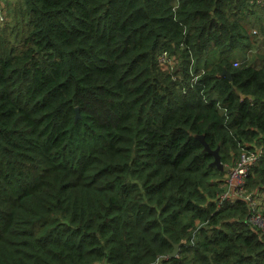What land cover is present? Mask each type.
I'll return each mask as SVG.
<instances>
[{
    "label": "trees",
    "instance_id": "1",
    "mask_svg": "<svg viewBox=\"0 0 264 264\" xmlns=\"http://www.w3.org/2000/svg\"><path fill=\"white\" fill-rule=\"evenodd\" d=\"M8 1L0 264H264V232L242 200L217 206L223 172L196 139L233 166L264 144V53L247 57L264 4ZM245 188L264 197V154Z\"/></svg>",
    "mask_w": 264,
    "mask_h": 264
},
{
    "label": "built area",
    "instance_id": "2",
    "mask_svg": "<svg viewBox=\"0 0 264 264\" xmlns=\"http://www.w3.org/2000/svg\"><path fill=\"white\" fill-rule=\"evenodd\" d=\"M257 4H264V0H255ZM3 12L0 4V22H2ZM240 63L235 62L234 67L239 66ZM251 148V145H250ZM264 154V144L259 145L258 148L254 150L249 149L248 147L242 149V152L234 166H238L237 170L230 182H226V191L222 193L220 199L216 201L217 206L219 207L223 201L233 202L235 199H240L246 203L249 211V216L247 217V224L251 228L260 230L264 232V207L256 199L257 197H252L253 195L246 193L245 188V177L248 175L249 171L256 167L262 156Z\"/></svg>",
    "mask_w": 264,
    "mask_h": 264
},
{
    "label": "rangeland",
    "instance_id": "3",
    "mask_svg": "<svg viewBox=\"0 0 264 264\" xmlns=\"http://www.w3.org/2000/svg\"><path fill=\"white\" fill-rule=\"evenodd\" d=\"M8 0H0V4H1V8H2V12L4 15V11H3V5L6 4ZM262 1V0H260ZM9 2V1H8ZM10 3V2H9ZM262 11L264 12V10L262 9ZM264 15V13H263ZM252 19H257V15L255 14V16L251 17ZM7 20H5L4 16L2 17V22H0V27H3L6 24ZM258 23L260 24L257 27H251L248 29V35L249 37L253 40L254 43V47H252V49L248 50L247 53V57H254L257 56L259 54L264 53V18L262 17ZM257 23V24H258ZM11 25H13V21L11 22ZM9 25V26H11ZM263 27V30H260L259 27ZM12 28H9V31H11ZM21 30H15L12 31V36H11V40L15 41L17 37H19L21 35ZM177 54L173 55L171 53L168 52H161L158 54V62L161 64L162 69V73L164 74H168V75H172L175 71H176V64L178 62V57L176 56ZM233 56H236V53L233 52ZM213 161V160H212ZM221 163V161H220ZM222 164V163H221ZM238 166H233L231 163L228 164H222V176L224 177V179L227 182H230L231 178L234 176L232 175L233 173L236 172ZM259 203L264 207V200L262 199V197L260 198H256Z\"/></svg>",
    "mask_w": 264,
    "mask_h": 264
},
{
    "label": "water",
    "instance_id": "4",
    "mask_svg": "<svg viewBox=\"0 0 264 264\" xmlns=\"http://www.w3.org/2000/svg\"><path fill=\"white\" fill-rule=\"evenodd\" d=\"M222 74H226L228 77L230 76L225 70H223ZM76 111V118H78V109H75ZM196 139L198 141L201 142V144L204 147V150L212 156L213 161L210 163V166L215 167L218 171H222V164L220 163V155H219V147H216L214 150H211L209 145L206 143V141L204 140L203 136H198L196 137ZM178 245H173V249L172 251L169 253L168 257L169 258H173L176 257L177 253H178Z\"/></svg>",
    "mask_w": 264,
    "mask_h": 264
},
{
    "label": "crops",
    "instance_id": "5",
    "mask_svg": "<svg viewBox=\"0 0 264 264\" xmlns=\"http://www.w3.org/2000/svg\"><path fill=\"white\" fill-rule=\"evenodd\" d=\"M243 59H241L240 57H239V54L238 53H236V56H233V61H242ZM262 199L264 200V197L262 196Z\"/></svg>",
    "mask_w": 264,
    "mask_h": 264
},
{
    "label": "clouds",
    "instance_id": "6",
    "mask_svg": "<svg viewBox=\"0 0 264 264\" xmlns=\"http://www.w3.org/2000/svg\"><path fill=\"white\" fill-rule=\"evenodd\" d=\"M254 3H256V2L254 1ZM256 4H257V3H256ZM235 62L240 63V65L243 64V63H246L245 60H242V61H233V64H234ZM240 65H239V66H240Z\"/></svg>",
    "mask_w": 264,
    "mask_h": 264
}]
</instances>
